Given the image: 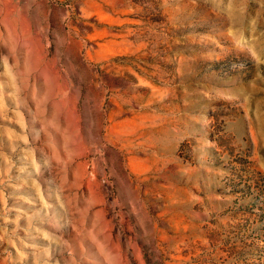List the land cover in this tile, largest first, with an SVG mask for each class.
Returning <instances> with one entry per match:
<instances>
[{
  "label": "rangeland",
  "instance_id": "rangeland-1",
  "mask_svg": "<svg viewBox=\"0 0 264 264\" xmlns=\"http://www.w3.org/2000/svg\"><path fill=\"white\" fill-rule=\"evenodd\" d=\"M0 264H264V0H0Z\"/></svg>",
  "mask_w": 264,
  "mask_h": 264
}]
</instances>
